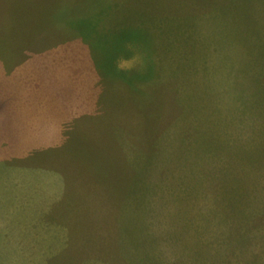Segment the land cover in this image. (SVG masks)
I'll return each instance as SVG.
<instances>
[{
    "label": "rangeland",
    "instance_id": "374dc122",
    "mask_svg": "<svg viewBox=\"0 0 264 264\" xmlns=\"http://www.w3.org/2000/svg\"><path fill=\"white\" fill-rule=\"evenodd\" d=\"M0 264H264V0H0Z\"/></svg>",
    "mask_w": 264,
    "mask_h": 264
},
{
    "label": "trees",
    "instance_id": "16d2710c",
    "mask_svg": "<svg viewBox=\"0 0 264 264\" xmlns=\"http://www.w3.org/2000/svg\"><path fill=\"white\" fill-rule=\"evenodd\" d=\"M75 2H77V0H75ZM112 69H113V70H116V68H115V67H112Z\"/></svg>",
    "mask_w": 264,
    "mask_h": 264
}]
</instances>
